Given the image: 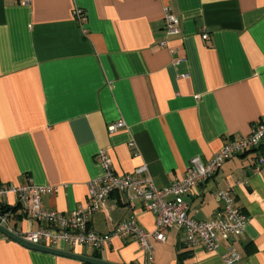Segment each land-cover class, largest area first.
<instances>
[{"label": "crops", "instance_id": "crops-1", "mask_svg": "<svg viewBox=\"0 0 264 264\" xmlns=\"http://www.w3.org/2000/svg\"><path fill=\"white\" fill-rule=\"evenodd\" d=\"M165 5L179 19L177 36L165 35ZM76 9L85 14L81 24ZM118 120L126 126L108 133ZM259 122L264 0H0V184L31 178L57 187L42 198L47 210L69 216L85 205L89 182L102 175L101 149L117 174L146 176L162 189L185 176L192 158L207 162ZM260 157L264 143L183 198L190 218L208 221L223 211L214 195L231 187L247 217L244 232L210 252L187 248L184 232L170 228L165 242L152 243L154 264H223L228 250L243 264H264V175L254 171ZM4 202L12 209L10 228L37 230L15 198ZM124 220L154 230V215L117 192L91 216L89 229L107 234ZM55 249L145 264L131 239L114 238L99 251ZM0 264L88 263L31 250L0 232Z\"/></svg>", "mask_w": 264, "mask_h": 264}, {"label": "built area", "instance_id": "built-area-1", "mask_svg": "<svg viewBox=\"0 0 264 264\" xmlns=\"http://www.w3.org/2000/svg\"><path fill=\"white\" fill-rule=\"evenodd\" d=\"M29 0H25L27 3ZM80 24L85 19L81 9L73 11ZM165 35L177 36L181 33L179 19L171 12L169 6L163 7ZM203 40H209L204 31ZM167 48L166 40L160 43ZM126 123L118 120L107 125L108 133H115L124 128ZM264 143V122L255 124L251 133L243 138L224 144L207 162L192 158L185 176L170 186L158 189L151 178L137 174H117L112 168L109 153L101 149L96 154V161L102 169V175L88 184V198L85 205L69 216L50 211L42 205V198L54 195L58 188L50 185H37L28 178L22 184H0V226L15 234L22 240L37 246L55 249L60 244L70 247L86 248L99 251L111 245L114 238L136 241L145 255V264H154L153 242H165L166 231L176 227L184 232V245L187 248H204L216 251L220 239H230L244 232L247 217L235 205L232 188L217 192L214 197L222 204V215L208 221H197L188 216L183 198L193 192L199 183L212 178L216 172L232 158L250 150L258 149ZM254 171L264 175V158L257 160ZM139 174V173H138ZM122 193L127 200H139L144 209L155 217L154 230L148 231L135 221L124 220L109 233L99 234L89 229V221L100 206L113 194ZM15 198L20 211L29 222L39 224L37 230L21 231L9 227L11 213L4 200ZM3 207H7L4 211ZM6 239H9L4 235ZM223 264H243L240 255L228 250L223 255Z\"/></svg>", "mask_w": 264, "mask_h": 264}, {"label": "water", "instance_id": "water-1", "mask_svg": "<svg viewBox=\"0 0 264 264\" xmlns=\"http://www.w3.org/2000/svg\"><path fill=\"white\" fill-rule=\"evenodd\" d=\"M0 232L2 234H4L5 236H7L8 238H10L11 240L21 244L22 246H25L26 248L34 250V251L44 252V253L57 255V256H64V257H68V258H73V259L80 260V261L88 263V264H111V263H107V262H104V261H101V260H97V259H94V258H89V257L81 256V255H76V254H72V253H69V252H63V251H59V250H56V249L47 248V247H43V246L33 245L31 243H28V242L22 240L21 238H19L15 234L11 233L5 227H2V226H0Z\"/></svg>", "mask_w": 264, "mask_h": 264}, {"label": "trees", "instance_id": "trees-1", "mask_svg": "<svg viewBox=\"0 0 264 264\" xmlns=\"http://www.w3.org/2000/svg\"><path fill=\"white\" fill-rule=\"evenodd\" d=\"M18 207H19V205H17V207H16V208H18ZM6 208H7V207H3V208H2V210L4 211ZM10 210H12V209H11V208H9V211H10ZM14 210H15V208H14Z\"/></svg>", "mask_w": 264, "mask_h": 264}]
</instances>
